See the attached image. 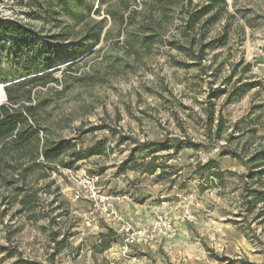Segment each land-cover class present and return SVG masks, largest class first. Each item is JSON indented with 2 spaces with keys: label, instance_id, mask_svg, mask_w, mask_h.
Here are the masks:
<instances>
[{
  "label": "rangeland",
  "instance_id": "obj_1",
  "mask_svg": "<svg viewBox=\"0 0 264 264\" xmlns=\"http://www.w3.org/2000/svg\"><path fill=\"white\" fill-rule=\"evenodd\" d=\"M140 1L0 0V17L19 22L32 35L34 51L53 62L36 75L53 72L66 78L65 87L49 83L58 91L42 116L51 137L74 138L81 149H103L80 162L77 170L54 171L34 183L39 199L33 209L22 208L0 185V246L9 249H0V264L19 256L44 264H264V200L251 195L264 191V165L245 163L264 146V0H227V14L208 27L201 43L219 40L205 50L199 65L194 56L168 43L190 41L182 36L177 12L149 52L134 58L121 45L109 47L120 27L106 10L121 9L124 3L135 7ZM103 17L108 41L101 40L92 54L72 49L82 41L84 24ZM18 42H0L1 67L19 51ZM116 57L123 59L112 66ZM26 78L20 74L12 82ZM218 90L223 92L215 97ZM94 126L103 128L88 132ZM177 138L203 146L183 144L176 152L172 145ZM132 139L168 141L170 148L153 155L156 162L176 166L177 181L160 180L159 171L149 175L132 169L150 161L146 151L137 152L122 170L135 146ZM213 159L229 171L223 180L194 172L197 163ZM256 171L262 173L253 175ZM85 176L98 177L103 194H123L128 196L123 202H136L139 219L123 215L148 228L147 235L126 246L115 232L110 246L101 249L99 235L108 230L100 210L88 198L75 199L77 191L87 195ZM161 219L176 229L174 236Z\"/></svg>",
  "mask_w": 264,
  "mask_h": 264
},
{
  "label": "trees",
  "instance_id": "obj_2",
  "mask_svg": "<svg viewBox=\"0 0 264 264\" xmlns=\"http://www.w3.org/2000/svg\"><path fill=\"white\" fill-rule=\"evenodd\" d=\"M65 1V2H64ZM66 3V0H62ZM105 0H99L104 4ZM137 4V5H136ZM132 7L130 3H124L121 9H107V15L112 21L119 23L120 31L109 43V47L121 45L125 55L136 58L140 56V51L149 52L151 47L159 43L160 37L166 31L168 24L177 12L180 20V29L185 40L190 37L189 43L176 40L168 41L169 45L184 53L187 56L196 58L195 64H200L204 59L205 50L216 44L219 39H213L203 44L201 40L206 36L208 27L217 22L222 15L227 14V0H141ZM137 7H140L138 9ZM65 10V8H64ZM84 24L82 41L71 46L72 49H79L80 52L92 54V50L101 40L108 41L110 31L106 29V18L100 20L91 19ZM124 34L123 40L118 37ZM196 34H200V40L196 39ZM16 39L19 51L8 60V66H0V82L4 86L6 102L0 103V185L10 190L13 200H16L22 208L33 209L39 199L38 190L34 188V183L39 179L48 178L52 172H60L61 169H79V163L94 155L103 153L102 147H90L81 149L76 146L73 139H55L50 135V128L43 125V115L48 113L50 104L54 101L57 89L49 83H60L63 87L66 78L55 77L53 72H46L36 75L40 71H46L52 67L53 62L46 58L45 53L35 52L32 35L19 22L0 17V42L8 39ZM226 35L223 36L225 40ZM200 42V43H199ZM224 41L222 42V44ZM194 46H198L196 55L193 53ZM87 54V55H89ZM105 56V54H104ZM103 56V57H104ZM31 58L28 60V58ZM122 57H116L111 62L119 63ZM72 68V65L68 69ZM20 74L27 76L26 79L12 82ZM35 76H32L34 75ZM9 83V84H8ZM41 86L43 89L38 88ZM223 91L218 90L215 97H219ZM102 126L91 127L88 132L102 129ZM115 134L117 129H114ZM254 136L256 129L254 128ZM135 146L126 161L121 165L125 170L131 162H134L137 152L146 151L151 159L143 165L135 163L132 169L138 168L141 174H156L158 178L169 179L170 183H175L178 177V170L175 165L156 162L153 155L163 149H168V141L142 142L132 139ZM173 147L176 152L185 147L199 149L203 145L190 141L184 143L181 139L173 140ZM222 155H231L234 158H241L233 151H223ZM168 158H171L170 155ZM254 168L264 165V146L254 152L246 162ZM194 172L200 176L211 178V180H223V175L228 170L222 171L216 160H209L207 163H197ZM256 171L253 175L261 174ZM176 177L172 178V176ZM251 195L255 200H264V191L253 190ZM107 232L100 233L101 249L110 246V236L115 231L108 226ZM1 250H9L0 246ZM59 248L54 254H58ZM12 253H10L11 255ZM53 254V255H54ZM11 264H44L35 260H29L19 256Z\"/></svg>",
  "mask_w": 264,
  "mask_h": 264
},
{
  "label": "built area",
  "instance_id": "obj_3",
  "mask_svg": "<svg viewBox=\"0 0 264 264\" xmlns=\"http://www.w3.org/2000/svg\"><path fill=\"white\" fill-rule=\"evenodd\" d=\"M97 183L98 177L85 176L83 179V187L87 188L85 190L87 195H84V191H77L75 199L88 198L92 200L95 210H100L101 218L122 237L126 246L139 242L147 235L149 229L137 226L133 221L126 218L117 205L127 199L128 196L123 194L105 195L101 192ZM160 224L166 228L169 236L176 234V229L167 220H162Z\"/></svg>",
  "mask_w": 264,
  "mask_h": 264
},
{
  "label": "crops",
  "instance_id": "obj_4",
  "mask_svg": "<svg viewBox=\"0 0 264 264\" xmlns=\"http://www.w3.org/2000/svg\"><path fill=\"white\" fill-rule=\"evenodd\" d=\"M137 203L130 201V202H123L118 203V208L123 214L129 218L139 219V209L137 208Z\"/></svg>",
  "mask_w": 264,
  "mask_h": 264
},
{
  "label": "bare ground",
  "instance_id": "obj_5",
  "mask_svg": "<svg viewBox=\"0 0 264 264\" xmlns=\"http://www.w3.org/2000/svg\"><path fill=\"white\" fill-rule=\"evenodd\" d=\"M3 87H4V85L2 83H0V101H2V102L4 100H6L5 99V95H4L5 93H4V90H3L4 88Z\"/></svg>",
  "mask_w": 264,
  "mask_h": 264
},
{
  "label": "water",
  "instance_id": "obj_6",
  "mask_svg": "<svg viewBox=\"0 0 264 264\" xmlns=\"http://www.w3.org/2000/svg\"><path fill=\"white\" fill-rule=\"evenodd\" d=\"M9 84V83H8ZM5 86V85H4ZM4 88V87H3ZM4 90V89H3ZM4 93H5V90H4ZM5 95V99H6V93L4 94ZM0 103H2V101H0Z\"/></svg>",
  "mask_w": 264,
  "mask_h": 264
}]
</instances>
